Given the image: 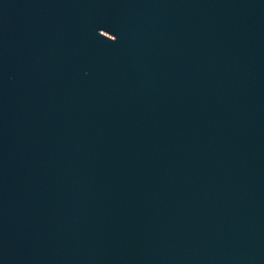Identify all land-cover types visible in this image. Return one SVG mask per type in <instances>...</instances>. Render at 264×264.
<instances>
[{
	"label": "water",
	"instance_id": "95a60500",
	"mask_svg": "<svg viewBox=\"0 0 264 264\" xmlns=\"http://www.w3.org/2000/svg\"><path fill=\"white\" fill-rule=\"evenodd\" d=\"M0 264H264V0H0Z\"/></svg>",
	"mask_w": 264,
	"mask_h": 264
}]
</instances>
